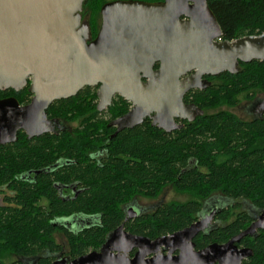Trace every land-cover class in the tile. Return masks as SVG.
Here are the masks:
<instances>
[{
    "label": "trees",
    "instance_id": "16d2710c",
    "mask_svg": "<svg viewBox=\"0 0 264 264\" xmlns=\"http://www.w3.org/2000/svg\"><path fill=\"white\" fill-rule=\"evenodd\" d=\"M107 1H84L83 10L92 23ZM209 4L221 24L223 39L264 32V0H209ZM262 66L261 60L241 62L237 73L210 77L211 87L191 93L192 101L205 113L171 133L147 122L110 140L112 130L101 116L96 131V149H102L99 162L40 172L35 183L19 180L21 172L42 169L64 151L73 156L86 154V149H64V141L53 134L32 140L22 135L15 143L0 145V189L6 193L5 205L0 204V264H7L8 255L14 256L9 264H51L64 249L55 233L66 236L73 258L98 249L125 221L124 204L136 196L156 198L167 186L187 197L160 202L126 221L127 230L151 238L171 234L197 220L208 207L206 201L219 194L231 203L218 209L211 228L196 237V247L225 243L247 228L255 215L241 200L259 211L264 209V142L254 137L262 126L242 123L235 114L215 111V107L236 104L242 89L264 86ZM67 102L57 103L54 109L61 113ZM72 181H79L84 191L64 202L53 183ZM43 198L47 206L39 204ZM74 212L99 218L76 229L54 222L55 216ZM241 245L254 250L243 264H264V230L245 237Z\"/></svg>",
    "mask_w": 264,
    "mask_h": 264
},
{
    "label": "water",
    "instance_id": "95a60500",
    "mask_svg": "<svg viewBox=\"0 0 264 264\" xmlns=\"http://www.w3.org/2000/svg\"><path fill=\"white\" fill-rule=\"evenodd\" d=\"M84 1L0 0V90H20L31 76L29 89L35 93L27 105L15 97L0 99V144L16 142L21 129L30 138L51 132L50 104L98 84L100 110L116 92L135 103L112 122L117 132L146 116L170 132L183 125L176 118L193 121L204 114L196 103L184 101L188 91L211 86L204 76L234 74L241 62L264 61V32L223 39L209 0H109L91 42L80 32ZM207 205V213L171 234L150 238L121 224L100 251L71 260L59 256L52 264H243L254 250L239 244L264 230V209L227 242L196 249L195 238L211 228L221 208ZM128 216H137L133 207ZM86 223L63 224L76 229ZM134 248L135 256L129 257Z\"/></svg>",
    "mask_w": 264,
    "mask_h": 264
},
{
    "label": "flooded vegetation",
    "instance_id": "af4514ba",
    "mask_svg": "<svg viewBox=\"0 0 264 264\" xmlns=\"http://www.w3.org/2000/svg\"><path fill=\"white\" fill-rule=\"evenodd\" d=\"M86 15L87 13L85 12V10H82L81 12L82 22L80 25V28H81L80 32H82V35L86 38L87 42H91L92 40L96 38V36L99 33V30L102 25V16L100 15V23L96 24V26H92L89 23L88 21L89 19L86 17ZM158 67H159V62L155 64L154 68L157 69ZM210 77L212 76H208V75L204 76L205 79L211 82V86H212L214 82L210 79ZM32 78L33 77L30 76L28 78V84L20 90H16L13 88L6 89V90H0L1 93H4V95L0 96V99L7 98V97H15L18 99L21 105L29 104L32 101L33 97L35 96V93L30 91L29 89V86L32 82ZM142 80L146 81L147 78L142 77ZM206 89L196 88V89H192L188 91L184 96V101L186 103H195L192 101L191 93L195 92V90H206ZM99 91H100V84L95 85V86H85L76 95L72 97L56 99L55 101H53L47 109V114H48L49 119L52 121L53 129L49 133H44L40 135V136H43L45 134H53L54 137H60L64 141V144H62L61 146V147H64V149L70 148L71 146L72 147L77 146L78 149H80V151L81 149L82 150L86 149L87 151L86 154L81 155L78 153H74V155L71 156L67 153V151H64L59 157L55 159V161L48 164L42 169L24 170L23 172H21V175L19 176V180H22L28 183H35L36 181L35 178L39 174H42L43 172L44 173H54L73 163H76V164H92L96 162L98 163L100 158L102 157V153H101L102 149H96L97 142L99 141V136L97 135L96 131H98V127L100 126L101 116H104L103 118L108 121L107 126L110 127L112 130L109 133L110 140L117 137V135L120 132L126 129H133L147 122H150L152 126L158 127L159 129L167 133H171V132L178 130L176 129L170 132L166 131L160 128L157 124L154 125L153 119H151L150 116H146L144 120L140 124L136 125L135 127L125 128L117 132V125L112 124V122L115 121L117 118L123 116L124 114L128 113L129 111H131L135 107V103L131 99H127L120 92H116L112 97L111 104L107 105V107L100 110L99 104H100L101 99L99 96ZM237 99L238 101L236 104L234 105L225 104L223 106L224 108L222 107L220 108V110H215V111H222V112H228V113L235 114L239 118V121L242 123L252 124V125L253 124L261 125L262 126L261 129H256L254 131V137H255V140L264 142V86H254L252 88L242 89L240 90ZM64 100L69 101V102L62 105L63 110L60 113L58 112V110L54 108L59 105L57 103L64 101ZM234 109H237L239 113H235ZM195 119L193 121H195ZM176 121L180 124H183L182 127H184L188 122H193V121H190L188 119H183V118H176ZM90 133H93V134L90 135ZM22 135H25L29 140H32L36 137H40V136H35V137L30 138L27 132L21 129L18 131V140L20 139V136ZM69 141L75 142L78 144L76 145L67 144V143H70ZM88 142H91L92 144L89 145L87 144ZM12 143H15V142H12ZM6 144H9V143H6ZM6 144H0V145H6ZM53 186L57 189L58 196L64 202L73 200L82 191H84V188L79 181H72L69 183L54 182ZM3 189H0V204L1 205H5L4 198H5L6 193L2 191ZM47 201H48L47 199L43 198L41 199L39 204L47 206L48 205ZM136 201H138V196L134 197L133 200H131L127 204H124L123 206L125 208V221L122 224H124V227L126 230H127L125 226L126 221L133 219V218H137L145 211H148L147 208L141 207V205L138 204ZM244 201L249 202L247 200H244ZM213 206L216 207V204H214ZM130 207L134 208V210L137 212V216L135 217L128 216V210ZM55 218L56 219L54 220V222H59V223L67 222V223L79 224L81 222L96 221L99 218V215L74 212L72 214L55 216ZM239 246L246 247V246H242L241 243L239 244ZM100 249L101 247L98 249H92L89 252L93 250L100 251ZM196 249H201V248L196 247ZM69 250H70L69 248L64 247V249L60 253H58L56 258L53 259V261L56 260L59 256L68 257L70 260L74 259L73 257L69 256ZM137 250L138 248H134L131 252L128 253V256L133 258ZM167 253L168 251H163V254H167ZM177 253L178 252H175V254Z\"/></svg>",
    "mask_w": 264,
    "mask_h": 264
},
{
    "label": "rangeland",
    "instance_id": "374dc122",
    "mask_svg": "<svg viewBox=\"0 0 264 264\" xmlns=\"http://www.w3.org/2000/svg\"><path fill=\"white\" fill-rule=\"evenodd\" d=\"M101 15V13H100ZM86 17L89 19V23L92 26H96V24L100 23V17H97L96 21L94 23H92V21L90 20V17L88 15H86ZM264 70V66L261 67ZM225 104H222L221 107H215V110H219L220 108H222ZM224 108V107H223ZM213 111V110H211ZM235 113H239V111L237 109H234ZM77 117V116H75ZM74 117V118H75ZM187 196L186 195H181L178 194V192L172 187V186H167L163 189V191L156 197V198H147L144 196H138V201H136L138 204L141 205V207L147 208L148 210L152 209L155 207L156 204H158L159 202H169L172 201L174 199H185ZM209 203V207H211L212 205L216 204V206L221 207L224 204H229L231 203V200H226L225 198H223L222 195H215L211 200L206 201ZM241 204H243V206L251 211V213L253 215H257L259 212V209L254 208L251 203L249 202H245L244 200H241ZM138 208V207H137ZM207 213V211H203L201 213L205 214ZM55 238L58 242L62 243L64 247L69 248L68 246V240L66 238V236L63 233H55ZM14 259V256L12 255H8L6 257V263L9 264L10 261H12Z\"/></svg>",
    "mask_w": 264,
    "mask_h": 264
}]
</instances>
